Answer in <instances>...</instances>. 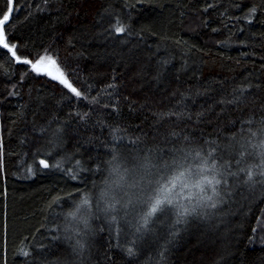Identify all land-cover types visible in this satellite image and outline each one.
<instances>
[{
  "label": "trees",
  "instance_id": "trees-1",
  "mask_svg": "<svg viewBox=\"0 0 264 264\" xmlns=\"http://www.w3.org/2000/svg\"><path fill=\"white\" fill-rule=\"evenodd\" d=\"M14 7L17 55L54 58L81 95L0 48V264H264V0ZM213 149L218 195L145 224L149 172Z\"/></svg>",
  "mask_w": 264,
  "mask_h": 264
},
{
  "label": "snow or ice",
  "instance_id": "snow-or-ice-1",
  "mask_svg": "<svg viewBox=\"0 0 264 264\" xmlns=\"http://www.w3.org/2000/svg\"><path fill=\"white\" fill-rule=\"evenodd\" d=\"M16 0H7L6 10L0 11V48L6 49L11 56L18 62L24 63L31 66V70L38 75H46L51 79L58 81L60 84L64 85L67 89L73 92L75 95L80 96L81 93L72 85V83L65 77L64 72L58 65L57 61L52 57L41 56L35 61L30 59H21L17 55L16 45L10 44L8 40L7 27H10L9 21L14 13L18 10V7H14ZM118 32H123V27L117 29ZM256 132H252V136H256ZM261 135L264 136V129H261ZM253 147L257 148L258 151L255 153L260 158V164L256 167L260 168V175H264V138L260 139L257 145ZM208 153L207 156H202L200 152L195 153V158L190 160L189 156L191 153L184 156L182 159H173L170 164H165L162 168H157L155 173L149 172L152 179L140 189V196L144 199L139 202L144 205L147 209L145 224L148 222L147 217L153 216L162 205H179L178 197H183L184 199L192 200L193 198H199L200 200H211L212 196L207 195L209 191L213 195H218L216 186L221 183L220 179L217 178V162L213 157V153ZM245 153L241 152V157ZM252 155V153H248ZM240 161H237L239 163ZM113 164L112 172L114 174H120V161L113 156V160L110 162ZM40 164L44 167L49 165L41 160ZM155 167V165H151ZM128 171V169H125ZM244 171V169H241ZM248 179L251 180L254 172L249 169L247 172ZM120 179L123 180L124 177L121 175ZM117 188L122 187L121 184H116ZM195 190V191H192ZM187 192V196L183 194ZM107 195V192L105 193ZM131 202V201H130ZM90 205V201L85 197L82 201L81 206H78L76 211L81 212L82 206ZM183 207V205H179ZM215 206L214 204L212 205ZM194 210V209H193ZM187 212V209L184 210ZM85 211L83 215H86ZM183 214V213H181ZM75 217V213L72 214ZM87 223V220L84 221ZM131 252V249H129Z\"/></svg>",
  "mask_w": 264,
  "mask_h": 264
},
{
  "label": "rangeland",
  "instance_id": "rangeland-1",
  "mask_svg": "<svg viewBox=\"0 0 264 264\" xmlns=\"http://www.w3.org/2000/svg\"><path fill=\"white\" fill-rule=\"evenodd\" d=\"M45 57H50V56H45ZM134 187H135V183L132 181L131 182V184H130V186H129V188H128V190L125 192V196H127L133 189H134ZM195 191V190H194ZM113 203H114V205H117L119 202L118 201H114L113 200ZM104 203H102V205H103ZM105 205H109V203H106ZM89 207H91L90 205H87L86 206V208H89ZM159 210V209H158ZM80 218H81V224L79 225V227L80 228H85L84 226V221L83 220H85V215H83V212H82V214H81V216H80ZM80 220V219H79ZM84 225V226H83Z\"/></svg>",
  "mask_w": 264,
  "mask_h": 264
}]
</instances>
